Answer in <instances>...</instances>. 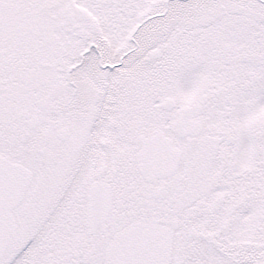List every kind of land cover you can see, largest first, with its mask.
Returning <instances> with one entry per match:
<instances>
[{"label": "snow or ice", "instance_id": "snow-or-ice-1", "mask_svg": "<svg viewBox=\"0 0 264 264\" xmlns=\"http://www.w3.org/2000/svg\"><path fill=\"white\" fill-rule=\"evenodd\" d=\"M0 264H264V0H0Z\"/></svg>", "mask_w": 264, "mask_h": 264}]
</instances>
